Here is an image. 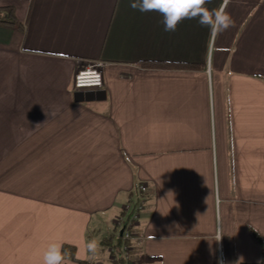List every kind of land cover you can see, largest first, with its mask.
Returning <instances> with one entry per match:
<instances>
[{"label":"crops","instance_id":"0c3cea01","mask_svg":"<svg viewBox=\"0 0 264 264\" xmlns=\"http://www.w3.org/2000/svg\"><path fill=\"white\" fill-rule=\"evenodd\" d=\"M0 5L26 27L0 24V264H42L53 241L64 264H116L137 184L133 264H262L264 0H230L214 38L130 0ZM97 60L104 88L75 93Z\"/></svg>","mask_w":264,"mask_h":264},{"label":"clouds","instance_id":"9594fccd","mask_svg":"<svg viewBox=\"0 0 264 264\" xmlns=\"http://www.w3.org/2000/svg\"><path fill=\"white\" fill-rule=\"evenodd\" d=\"M212 0H130V7L140 12H157L163 17L165 31H175L185 19H196L202 27L209 29L213 38L235 25V21L227 12L230 0L209 9ZM39 126V125H37ZM221 237H217L219 241ZM98 241L92 239L87 242L86 249L95 255L98 250ZM65 252L60 242H50L44 251L42 264H64Z\"/></svg>","mask_w":264,"mask_h":264},{"label":"built area","instance_id":"2783aa9c","mask_svg":"<svg viewBox=\"0 0 264 264\" xmlns=\"http://www.w3.org/2000/svg\"><path fill=\"white\" fill-rule=\"evenodd\" d=\"M103 61H93L80 68L73 78V91L76 93L87 90H101L104 88ZM146 193L144 184H137L135 195L131 196L122 207V212L116 217V237L121 240L119 245H111V258L119 264V260L133 264L131 241L134 239V230L140 221L145 209Z\"/></svg>","mask_w":264,"mask_h":264},{"label":"trees","instance_id":"16d2710c","mask_svg":"<svg viewBox=\"0 0 264 264\" xmlns=\"http://www.w3.org/2000/svg\"><path fill=\"white\" fill-rule=\"evenodd\" d=\"M0 24H7V25L15 26L24 35L26 34V27H25L24 23H22L18 20L14 6H11V5L1 6L0 5ZM146 64L152 65V66H161V64L156 63V62L155 63L154 62L146 63ZM169 66H172V65H169ZM173 66H177V65H173ZM193 66H197V65H186L185 64V67H193ZM115 231H116V228L114 230V236L116 237ZM107 243L111 244L109 241ZM120 243H121V240L116 237V243L115 244L119 245ZM261 243H262V261H261V263L264 264V242L261 241ZM115 244H112V245H115ZM119 264H127V263L123 260H119Z\"/></svg>","mask_w":264,"mask_h":264},{"label":"rangeland","instance_id":"374dc122","mask_svg":"<svg viewBox=\"0 0 264 264\" xmlns=\"http://www.w3.org/2000/svg\"><path fill=\"white\" fill-rule=\"evenodd\" d=\"M115 224V223H114ZM117 225H115V228H116ZM109 253L111 254V252L109 251Z\"/></svg>","mask_w":264,"mask_h":264},{"label":"snow or ice","instance_id":"6c2138e0","mask_svg":"<svg viewBox=\"0 0 264 264\" xmlns=\"http://www.w3.org/2000/svg\"><path fill=\"white\" fill-rule=\"evenodd\" d=\"M193 2H195V0H193Z\"/></svg>","mask_w":264,"mask_h":264}]
</instances>
